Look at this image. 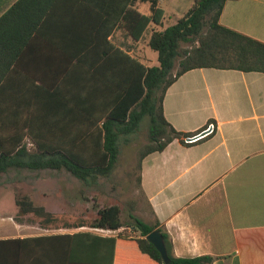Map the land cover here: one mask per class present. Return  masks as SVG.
Here are the masks:
<instances>
[{
    "label": "crops",
    "instance_id": "obj_1",
    "mask_svg": "<svg viewBox=\"0 0 264 264\" xmlns=\"http://www.w3.org/2000/svg\"><path fill=\"white\" fill-rule=\"evenodd\" d=\"M193 2L160 0V5L175 24ZM116 6L120 3L111 0H0V85L10 88L9 96L35 103V124L46 135H83L78 140L83 143L89 141L85 135L102 129L106 111L117 107L124 69L132 66L120 52L147 67L159 65L148 46L154 25L135 40L117 21ZM135 8L150 14L148 2L137 1ZM220 23L264 43V0L228 1ZM64 100L98 112L53 113ZM163 111L179 133H199L211 121L218 125L195 144L175 139L142 160L141 191L153 224L159 221L169 235L174 256L264 264V73L191 70L168 88ZM40 229L9 223L0 240L118 235L86 227L54 226L49 234L36 232ZM84 243L76 256L59 241H51L49 250L23 246L13 264H155L121 241L113 251L103 241Z\"/></svg>",
    "mask_w": 264,
    "mask_h": 264
},
{
    "label": "trees",
    "instance_id": "obj_2",
    "mask_svg": "<svg viewBox=\"0 0 264 264\" xmlns=\"http://www.w3.org/2000/svg\"><path fill=\"white\" fill-rule=\"evenodd\" d=\"M111 1L116 5L120 3V7H115L117 21H121L135 40L141 39L150 24L154 25L148 46L158 54L159 65L147 67L140 60L120 52L124 63L132 66L124 69L121 84L117 85V107L106 111L109 116L102 129L89 136L85 135L84 140L88 137L89 141L83 143H78L83 135H46L44 129L35 124V103L18 99V95L9 96L10 88L0 85V178L13 169L35 173L65 170L84 182L108 177L117 163L122 142H128L127 138L139 131L142 120L150 117L149 143L139 152L137 181L141 189L142 160L148 154L163 151L175 139L182 142L184 136L193 135L177 132L164 116V98L174 82L194 69L264 73V43L220 23L225 4L236 0H194L184 16L167 28H163L165 10L160 0ZM137 1L150 4L149 15L136 10ZM76 104L72 100H64L60 108L57 103V108L52 112L64 116L75 111L91 114L98 112L96 108H77ZM15 204L19 214H33L41 218L40 225L43 228L57 226L60 222L58 217L37 206L26 194L16 193ZM121 217L119 206L104 207L98 210L97 218L89 227L113 231L122 228L126 231L131 227L137 234L135 237L119 233L116 237L101 238L91 233L78 232L73 235L0 240V264H13V256L23 246H38L49 250L51 241H59L64 248H69L70 254L76 256L81 253L85 239L106 242L111 251L121 241L149 257L155 264H165L160 252L147 240L156 230H160L164 237L169 264H211L214 260L211 256L177 258L173 253L172 241L159 221L149 224L130 216L133 222L125 224ZM64 226L85 227L84 224L67 223Z\"/></svg>",
    "mask_w": 264,
    "mask_h": 264
},
{
    "label": "rangeland",
    "instance_id": "obj_3",
    "mask_svg": "<svg viewBox=\"0 0 264 264\" xmlns=\"http://www.w3.org/2000/svg\"><path fill=\"white\" fill-rule=\"evenodd\" d=\"M173 24L174 19L167 16L163 28ZM149 34L151 30L145 36L146 40ZM150 122V117H145L140 123L139 131L127 138L128 142H122L117 163L108 177L84 182L65 170L35 173L28 170L18 172L14 169L3 175L0 178V237L6 236V225L9 223L40 224L41 218L33 214L18 213L15 204V195L18 192L30 196L37 206L58 217L60 222L56 227L67 223L84 224L86 228H90L97 218L98 210L112 205L121 208V218L125 224L133 222L130 216L153 224L150 207L137 181L139 152L149 143ZM11 180L13 182H10ZM53 230L54 226H49L36 232L49 234ZM117 233L132 237L137 235L131 227L126 231L124 228L120 229Z\"/></svg>",
    "mask_w": 264,
    "mask_h": 264
},
{
    "label": "built area",
    "instance_id": "obj_4",
    "mask_svg": "<svg viewBox=\"0 0 264 264\" xmlns=\"http://www.w3.org/2000/svg\"><path fill=\"white\" fill-rule=\"evenodd\" d=\"M218 129V125L215 122H209L208 125L206 126V128L199 132V133H195L193 135L190 136H184L182 138V142L186 145H191V144H195L201 140H203L204 138L212 135L213 133H215ZM98 232H104V233H108L109 235H116L118 231H113V230H105V229H97ZM107 234V235H108Z\"/></svg>",
    "mask_w": 264,
    "mask_h": 264
},
{
    "label": "water",
    "instance_id": "obj_5",
    "mask_svg": "<svg viewBox=\"0 0 264 264\" xmlns=\"http://www.w3.org/2000/svg\"><path fill=\"white\" fill-rule=\"evenodd\" d=\"M147 240L160 252L164 263L169 264L168 252L162 232L160 230L154 231L147 237Z\"/></svg>",
    "mask_w": 264,
    "mask_h": 264
}]
</instances>
